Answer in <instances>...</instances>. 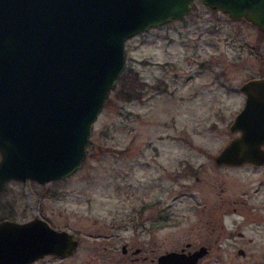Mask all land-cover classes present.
Wrapping results in <instances>:
<instances>
[{"label":"rangeland","instance_id":"1","mask_svg":"<svg viewBox=\"0 0 264 264\" xmlns=\"http://www.w3.org/2000/svg\"><path fill=\"white\" fill-rule=\"evenodd\" d=\"M125 51L122 90L137 74L141 96L117 94L119 76L80 166L44 184L7 181L0 220L37 216L77 235L73 254L31 264H157L206 230L198 208L220 174V247L197 264H264V164L214 161L236 134L228 127L244 103L240 85L264 76V33L195 0L183 18L126 40Z\"/></svg>","mask_w":264,"mask_h":264},{"label":"water","instance_id":"2","mask_svg":"<svg viewBox=\"0 0 264 264\" xmlns=\"http://www.w3.org/2000/svg\"><path fill=\"white\" fill-rule=\"evenodd\" d=\"M194 1L0 0V192L9 180L44 184L72 174L124 70L126 40L182 18ZM200 2L264 33V0ZM240 90L244 103L228 127L236 134L214 161L262 165L264 76L245 80ZM77 245L76 234L37 216L0 220V264L65 257ZM207 250L165 251L157 264H197Z\"/></svg>","mask_w":264,"mask_h":264},{"label":"flooded vegetation","instance_id":"3","mask_svg":"<svg viewBox=\"0 0 264 264\" xmlns=\"http://www.w3.org/2000/svg\"><path fill=\"white\" fill-rule=\"evenodd\" d=\"M216 164L219 168L220 165H223L219 163ZM190 167L192 168V166ZM190 171L192 173L198 172V170L196 169H190ZM216 178L218 180L217 186L216 183L211 184V188L213 189V192L211 191L212 195H210L209 197H204L205 199L201 203V207L198 208L201 213H204L209 217L205 221L206 230L199 232L198 235H194V238L192 240L186 242V247L191 248L187 252L194 251L200 247H205L208 249V253L211 248L220 247V208H222L221 206L224 203V199L222 198V202L220 203V174L217 175ZM196 180H198V177H196ZM238 235L243 236L241 233H238Z\"/></svg>","mask_w":264,"mask_h":264},{"label":"trees","instance_id":"4","mask_svg":"<svg viewBox=\"0 0 264 264\" xmlns=\"http://www.w3.org/2000/svg\"><path fill=\"white\" fill-rule=\"evenodd\" d=\"M126 76H127L126 73H122L120 75L119 80H118V82L120 83V87L119 88H114V90L116 89L117 90V94L121 93V95L124 96V98H126V99H129L131 96L139 98L141 96L140 93L139 92L138 93H134V90L138 89V87H136V86L138 85V83L141 82L139 77H138V75L134 74L132 77H130L131 80L129 82V85L126 87L127 91L124 90V88L122 90V87L124 85V80H125ZM121 85H122V87H121Z\"/></svg>","mask_w":264,"mask_h":264}]
</instances>
